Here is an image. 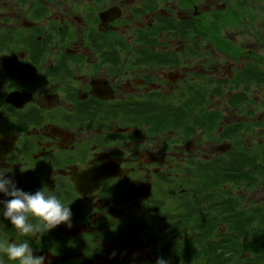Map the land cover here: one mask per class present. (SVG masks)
Masks as SVG:
<instances>
[{"label": "flooded vegetation", "instance_id": "flooded-vegetation-1", "mask_svg": "<svg viewBox=\"0 0 264 264\" xmlns=\"http://www.w3.org/2000/svg\"><path fill=\"white\" fill-rule=\"evenodd\" d=\"M260 1L0 0V167L72 211L24 235L0 203V243L45 264H208L206 221L257 163Z\"/></svg>", "mask_w": 264, "mask_h": 264}, {"label": "trees", "instance_id": "trees-1", "mask_svg": "<svg viewBox=\"0 0 264 264\" xmlns=\"http://www.w3.org/2000/svg\"><path fill=\"white\" fill-rule=\"evenodd\" d=\"M256 153L258 163H255V160H248L246 164H242L240 172V183L247 184L246 186L249 188H252L255 183L260 184L264 179V150L257 148ZM254 166L256 168H253ZM246 167L249 168L246 169ZM240 204L226 202L223 218H215L210 215L206 221L209 230V245L211 246L209 252L205 253L208 264H228L241 255L240 264H264V203L249 208H245L243 205L241 207ZM220 224L221 226L227 225L229 233L221 235ZM213 229L214 233L211 236ZM201 239L200 243H205L204 237ZM219 247L223 248L224 257L221 256L222 253L218 257L214 256L217 255ZM228 253L230 255H226Z\"/></svg>", "mask_w": 264, "mask_h": 264}, {"label": "clouds", "instance_id": "clouds-1", "mask_svg": "<svg viewBox=\"0 0 264 264\" xmlns=\"http://www.w3.org/2000/svg\"><path fill=\"white\" fill-rule=\"evenodd\" d=\"M7 172L6 168L0 167V193L10 198L0 203L4 205V218L10 220L19 232L35 235L41 230V224L47 231L61 223L71 227L72 211L69 206L63 204L56 195L46 193L44 189L31 193L18 188L7 176ZM52 178L56 179L54 175ZM30 216L38 218V222L30 223ZM0 252L6 254L9 260L19 261V264H45L46 260L45 256L34 255L28 242L4 241L0 243ZM156 264H168V261L158 258Z\"/></svg>", "mask_w": 264, "mask_h": 264}, {"label": "rangeland", "instance_id": "rangeland-1", "mask_svg": "<svg viewBox=\"0 0 264 264\" xmlns=\"http://www.w3.org/2000/svg\"><path fill=\"white\" fill-rule=\"evenodd\" d=\"M259 4L261 6H263V20H264V0H261L259 2ZM259 30L264 36V25ZM262 92L263 91H261L260 88L257 90L258 102H260L261 99H264V97L260 98V95H262ZM256 113L258 115L256 119L251 118V119H248V121L246 122L247 127H250V128L255 127L254 132L252 135H250L248 133L249 136L244 137V139L251 138L252 143L254 144L253 145L254 147L262 146L264 144V117H262V116H264V105L259 107V108H256ZM255 120H260V121H262V123H257L258 121L256 123H253V121H255ZM258 124H260V125H258ZM247 146H248V143H247ZM246 169H248V168H246ZM217 179H218V175H217ZM209 181H210V188H211V186L213 185V183L216 182V180L210 178ZM227 186H228V189H232L235 192V194L240 192V198L242 200L244 207H249L251 205L255 206L256 204L258 205V204L264 203V182L262 184H260L259 186H255L253 188H248V187L242 185V188H240V190L236 186H233V187H230L229 185H227ZM219 226H221V224ZM222 228H224L223 225L221 226V229ZM226 230H228L227 225H226ZM213 233H214V229H213L211 236L213 235ZM241 261H242V257L240 259V262H239V258L237 257L235 260L230 261L228 264H240Z\"/></svg>", "mask_w": 264, "mask_h": 264}]
</instances>
